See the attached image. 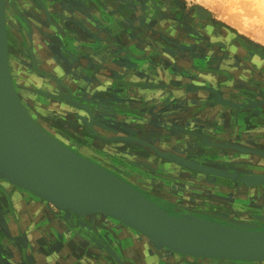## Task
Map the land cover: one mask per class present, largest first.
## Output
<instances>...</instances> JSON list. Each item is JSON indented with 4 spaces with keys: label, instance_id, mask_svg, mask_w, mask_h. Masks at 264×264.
I'll use <instances>...</instances> for the list:
<instances>
[{
    "label": "rangeland",
    "instance_id": "374dc122",
    "mask_svg": "<svg viewBox=\"0 0 264 264\" xmlns=\"http://www.w3.org/2000/svg\"><path fill=\"white\" fill-rule=\"evenodd\" d=\"M4 1L10 75L38 125L168 214L264 229V184L236 180L264 174V0ZM162 68L206 90L171 98L133 85L135 72L158 78ZM198 115L212 127L194 128ZM0 264L264 261L178 254L102 213L58 211L0 176Z\"/></svg>",
    "mask_w": 264,
    "mask_h": 264
},
{
    "label": "water",
    "instance_id": "95a60500",
    "mask_svg": "<svg viewBox=\"0 0 264 264\" xmlns=\"http://www.w3.org/2000/svg\"><path fill=\"white\" fill-rule=\"evenodd\" d=\"M42 133L10 75L5 6L0 0V176L61 209L114 218L178 254L264 261V229L224 224L188 211H158L128 182L61 144H51ZM236 180L263 185L264 174H244Z\"/></svg>",
    "mask_w": 264,
    "mask_h": 264
},
{
    "label": "crops",
    "instance_id": "0c3cea01",
    "mask_svg": "<svg viewBox=\"0 0 264 264\" xmlns=\"http://www.w3.org/2000/svg\"><path fill=\"white\" fill-rule=\"evenodd\" d=\"M160 71H161L160 72L161 77H158V78L155 77V76H151L145 70L144 71H137V72L134 73V78L137 79V81H135L134 83L136 84V86L145 87V89L147 88L150 91L163 92L162 95H165L166 97H171V98H175V97L178 98V97H182L183 95H185V96L186 95H189L191 93H197V94H194V95L195 96H198V95H200V92L201 91L206 90V85L205 84H200V82L198 80H196V79L191 80V78L189 76H185L184 75V76H180V77H178V76L175 77L173 75L168 74L167 72H163V68L160 69ZM157 79L160 80V81H162L163 79H165V81H166L167 84L165 85V87H162L163 89L160 88L159 85L153 84V83H158V82H156ZM195 83H198V84H195ZM155 96H157V94H155ZM184 103L185 102H182L181 106L184 107V106L187 105L186 106V109L187 110L186 109L184 110V108H183L182 109L183 111H187V112L188 111H191V112H194L196 114H199V112H201V110L199 108L200 107V104H198L197 102L193 103L192 105H190L188 103H186V104H184ZM197 117H198V121L194 122V124L196 123V125H193L194 128L205 129V128L212 127L210 125L209 126H206L202 120L200 121L201 117L199 115ZM250 126L252 128L254 127L252 125H250ZM263 127L264 126H260V128L264 129ZM232 128L233 129H237L239 127L236 124V125H233ZM254 132L255 131H252V134H254ZM213 135H216V134H213ZM263 135H264V132H263ZM251 138H253V136ZM251 138L248 137V140H251ZM225 139H227V138L225 137ZM231 141H234V139L232 138ZM245 145H247V144H245Z\"/></svg>",
    "mask_w": 264,
    "mask_h": 264
},
{
    "label": "bare ground",
    "instance_id": "6f19581e",
    "mask_svg": "<svg viewBox=\"0 0 264 264\" xmlns=\"http://www.w3.org/2000/svg\"><path fill=\"white\" fill-rule=\"evenodd\" d=\"M152 3H153V5L155 6V7H157V3H156V1L155 0H150ZM4 6H5V1H4ZM7 28V27H6ZM7 30V29H6ZM11 72V71H10ZM16 89V88H15ZM204 125V124H203ZM39 126L41 127V129H42V137L44 138V139H46L47 141H49L51 144H53V145H55V146H60V144L62 145L63 143L62 142H60L59 140L63 137V135L61 134V133H59L58 131H55V130H49V129H47V128H45L44 127V125L43 124H39ZM61 137V138H60ZM64 138V137H63ZM90 153H91V150H90ZM257 167V166H256ZM263 186V185H262ZM148 187V186H147ZM262 189H264L263 187H262ZM251 190V189H250ZM252 190H253V187H252ZM147 192H150V193H154L153 192V189H151V188H148V191ZM253 194H254V192H252ZM149 194V193H148ZM261 195H262V197H264V190H261ZM150 196H152V194L150 195ZM156 196V195H155ZM152 197H154V196H152ZM163 199H165V198H163ZM150 200V199H149ZM151 202H152V204H153V206L158 210V211H160L161 209H163V206H162V204H163V201L161 200V199H153V200H150ZM57 208H58V211H63L64 209H61L59 206H57ZM113 219V218H112ZM140 234V233H139ZM142 237L143 238H146V237H144V235H142ZM156 243V242H155ZM157 244H159V243H157ZM160 245V244H159ZM132 251V250H131ZM185 258H186V256H185ZM199 259V258H198ZM242 262V261H241ZM244 262V261H243ZM256 263V262H255Z\"/></svg>",
    "mask_w": 264,
    "mask_h": 264
},
{
    "label": "flooded vegetation",
    "instance_id": "af4514ba",
    "mask_svg": "<svg viewBox=\"0 0 264 264\" xmlns=\"http://www.w3.org/2000/svg\"><path fill=\"white\" fill-rule=\"evenodd\" d=\"M60 142H62L63 144L64 143H66V141H65V139L64 138H61L60 140H59ZM253 166V165H252ZM252 166H248V167H252ZM257 168V167H256ZM197 215V214H196ZM198 216H201V215H198ZM201 217H203V216H201ZM206 218V217H205ZM261 218H263V217H261ZM208 219V218H207Z\"/></svg>",
    "mask_w": 264,
    "mask_h": 264
}]
</instances>
